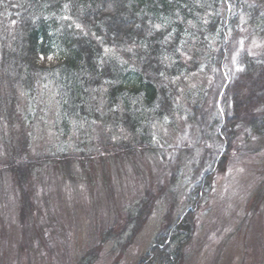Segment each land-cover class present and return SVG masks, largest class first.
Returning <instances> with one entry per match:
<instances>
[{"label":"trees","instance_id":"16d2710c","mask_svg":"<svg viewBox=\"0 0 264 264\" xmlns=\"http://www.w3.org/2000/svg\"><path fill=\"white\" fill-rule=\"evenodd\" d=\"M245 30L246 39H264V0H0L1 71L27 99L33 100L39 88L54 91L65 136L96 126L109 143L101 145L99 156L82 150L30 157L26 127L31 117L17 115L14 107L0 112L10 127L8 137L0 134L5 154L0 172L9 175L15 188L20 225L36 210L32 200L40 192L31 191L36 169L72 163L85 169L92 158L100 162L108 156L159 153L156 127L173 128L186 116L180 85L199 70L206 79L218 72L222 85H209L206 94L187 89L186 98L196 100L184 121L206 125L212 117L204 106H210L214 94L213 108L221 98V114L211 125L223 144H217L221 170L231 153L226 142L234 141L239 122L264 135V52L241 50L237 41ZM235 55L238 72L226 82L219 71L231 67ZM215 170L211 166L194 184L188 195L192 209L171 227L167 240L156 241L153 257L159 264H175L192 239L195 212Z\"/></svg>","mask_w":264,"mask_h":264},{"label":"rangeland","instance_id":"374dc122","mask_svg":"<svg viewBox=\"0 0 264 264\" xmlns=\"http://www.w3.org/2000/svg\"><path fill=\"white\" fill-rule=\"evenodd\" d=\"M247 34L242 31L237 41L241 50L261 55L264 39H246ZM236 59L237 55L231 67L224 71L222 66L219 71L226 82L238 72ZM1 69L0 112L14 107L17 115L31 117L26 127L30 157L73 155L82 150L99 156L98 149L109 144L107 134L96 126L81 133L71 130L65 136L57 122L59 98L54 91L39 88L33 100L27 99ZM217 73L212 71L206 79L199 70L191 79L185 78L180 97L186 116L173 128L156 127L159 153L108 156L100 162L92 158L85 169L74 163L36 169L31 191L38 188L40 194L32 200L36 210L23 227L15 188L9 175L1 171L0 264H143L149 256L148 264H159V258L153 257L156 241L167 237L177 220L192 209L189 192L213 165L211 184L195 212V233L181 248L175 264H264V135L239 122L234 141L226 142L231 153L221 170L217 144L222 143L211 127L221 114V98L216 99V110L215 94L210 106H204L212 117L206 125L186 122L196 99L189 101L184 93L197 89L206 94L209 85L220 88ZM9 128L0 120V134L8 137ZM4 156L0 149V163Z\"/></svg>","mask_w":264,"mask_h":264}]
</instances>
